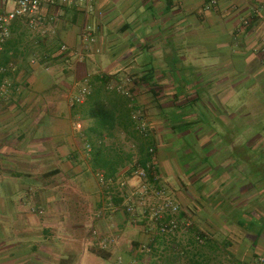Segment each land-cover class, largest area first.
Instances as JSON below:
<instances>
[{"label":"crops","instance_id":"crops-1","mask_svg":"<svg viewBox=\"0 0 264 264\" xmlns=\"http://www.w3.org/2000/svg\"><path fill=\"white\" fill-rule=\"evenodd\" d=\"M13 8V0H0V15ZM101 75L128 91L138 83L135 100L156 143L162 185L183 221L208 233L234 222L238 234H251L253 222L242 227L227 215L252 201L236 198L252 155L231 169L234 151L245 142L246 151L264 148V131L252 127L264 120V0H41L37 14L14 20L0 40V264H144L148 243L154 254L163 246L171 253L162 264L180 256L210 263L190 255V236L157 238L142 208L136 222L125 212L129 188L119 183L139 185L122 153L130 146L104 125L111 109L95 100L70 104L81 88L97 90ZM173 151L188 158L186 181L168 171L178 163ZM115 165L118 178L105 181ZM253 235L243 242L246 254L229 251L231 264L264 251ZM104 240L112 241L106 259L95 253ZM222 243L212 247H231Z\"/></svg>","mask_w":264,"mask_h":264},{"label":"rangeland","instance_id":"rangeland-1","mask_svg":"<svg viewBox=\"0 0 264 264\" xmlns=\"http://www.w3.org/2000/svg\"><path fill=\"white\" fill-rule=\"evenodd\" d=\"M129 87H130V90H129L130 91V95L133 96L134 92L136 90V87L135 86H129ZM251 93H252V90H251L250 94ZM144 118H145V120H144V122H145L146 121V117L144 116ZM249 121L250 120L248 118L243 119V122L247 126L250 125ZM147 126L148 125L146 123V127ZM247 126H245V127H247ZM252 127L256 131L261 133L262 131H264V120L263 119L258 120V123H256V124L254 123L252 125ZM254 138L255 137L251 138L250 140L253 141ZM261 138L264 139V136H258V140L261 139ZM255 141H253L250 144L251 147L253 146V143ZM258 145H259V143H258ZM246 146H248L247 142L244 143V147L243 148H241L240 150H235L234 151L233 158L231 160V169H233L235 167V169L237 170L238 164L242 163V161L240 160L242 154L251 153L252 156L250 158H247L248 163H250V161H251L250 166L246 165L244 163L242 168H241L242 171H240L241 174L243 175L244 179H246V185L247 186L245 188H241V190L238 191V194H240V195H238V197H236V198H238L237 200H239V202L243 203V206H245L246 201L249 200V197H251V199H252L251 205L249 207L243 209L242 210L243 213L241 212V214H236L235 213V209H231L230 212H229L230 215H227V216L229 217V220H231V221L233 219L234 220L235 219L242 220V222H243V224H241L242 227H246L248 224L253 222V224H252L253 232L251 234H249V233L245 234L247 231H244L243 234H238L237 233L238 231H235L234 229H232V228H236V226L238 225V224H236L234 222H233L234 225H230L227 229L225 228L226 230H224V231L216 230V228H217V226H216L213 231H210V233L206 232L208 235L210 234L209 235V243H208V245H204L202 247H200L197 244L196 245H192V246H190V249H188V251L191 252L190 255L193 254V253L194 254L201 253L203 258H206V259L209 260L210 263H208V264H231V261H230L229 255H228L229 251L231 252V251L235 250L236 254H238V253L241 254V252H240V250H241V251L245 252V254H246V252L248 251V248L245 245H243V242H245L244 240H246V238L249 237L250 238L249 242H251L252 236H254L253 233H255V231L258 234H259V232H261L262 235H264V148L261 149V145L259 146V149H258V147H255V148L253 147L252 148V152H251V150L250 151L249 150L248 151L245 150ZM172 155L177 157L176 161L178 163L177 164L172 163V166L170 168H169V165H170V163H169L168 171L169 172L170 171H174V169H175L176 173H178L179 177L182 180L186 181L189 178V176H188L189 173H187L186 171L184 172V169H185L184 161L186 163L188 161V158L186 156H184V151L182 153L181 152L177 153V151H173ZM210 159H209V162H211ZM205 161H206V159H205ZM208 167L210 168V166H208ZM247 172H250V175L252 176L251 180H249V175H244ZM218 181H220V180H218ZM191 183L192 182H190V184ZM241 186H242V184H241ZM165 190L167 192L166 188H165ZM191 190H192V188H191ZM245 195H247V196L245 197ZM248 203H250V202L248 201ZM251 211H252V213H251ZM245 212L246 213L248 212V213L246 214ZM141 219H142L143 222H147L149 224V226L152 228L153 232L156 231L155 225H153L151 222L147 221L144 218H141ZM187 223H189V222H187ZM145 226H146V224H145ZM147 227H148V225H147ZM189 228L190 227H186L183 230V232L180 234L179 237L181 238V241H182V239L184 237H187V236L191 237V234L188 232ZM261 229H262V231H261ZM237 235H239V236H237ZM239 240H241V243L238 246L237 241H239ZM260 240L264 241V236ZM214 242L215 243L217 242V244H220V245L223 244L222 242H227V243L229 242L231 244V247L227 246V250H226L222 246V248H219L217 250V249H214L212 247ZM148 244H149V247H150V243H148ZM234 244H236L235 247H234ZM260 245H261V247H263L264 242H261ZM154 248H156V246H154ZM165 251L166 250H165L164 246L160 247L158 249V253H160L161 255L158 254L157 252H156L157 255L154 254V251L145 250V253L147 255H145V257L142 258L143 263L144 264H162L160 262V260H163L162 258L165 257V255H166V257L167 256L171 257V253L169 252L167 254H164ZM180 255H181V253H179V256ZM247 258L249 259V261H246L248 264L249 263L250 264H264V251L259 250L257 253H251V255L247 256ZM184 261H185L184 256H180V259L175 261V263H173V261L170 260V262H168V264H185ZM137 264H139V263L137 262Z\"/></svg>","mask_w":264,"mask_h":264},{"label":"built area","instance_id":"built-area-1","mask_svg":"<svg viewBox=\"0 0 264 264\" xmlns=\"http://www.w3.org/2000/svg\"><path fill=\"white\" fill-rule=\"evenodd\" d=\"M14 8L5 15H0V40H5L10 35V26L14 20L21 17H30L38 13L41 0H13ZM67 4L77 5L86 4L88 0H64ZM31 25H34V20L29 21ZM32 63H35L33 61ZM111 89H116L118 92L124 94L127 97H131L130 91L126 90L123 85H113ZM91 94L88 86L81 88L75 97L70 99V104L75 106L77 104H83L87 97ZM78 130L82 129V124L78 122L76 124ZM147 129L143 124L142 130ZM155 150L151 149V153ZM152 175V179L148 176L145 169L140 168L136 170L131 179L139 181V185L131 186L129 180H122L119 183L121 189L129 188L130 197L127 200L125 206V212L133 217V221L136 222L138 207L142 208L141 216L147 221L155 225L156 230L170 240V237L180 236L186 227H190L189 223H185L180 220L181 208L175 202V200L168 195L164 186L162 185V177L156 168ZM135 218V219H134ZM112 241L104 240L102 242V248L106 247Z\"/></svg>","mask_w":264,"mask_h":264},{"label":"trees","instance_id":"trees-1","mask_svg":"<svg viewBox=\"0 0 264 264\" xmlns=\"http://www.w3.org/2000/svg\"><path fill=\"white\" fill-rule=\"evenodd\" d=\"M113 78L115 77L101 75L100 77V80L102 82L101 86L97 90L96 89L93 90V93L90 91L93 96L90 94L91 96L89 95L87 97L84 104L88 106L93 100H95L99 108L105 109V112L107 109H111V111L106 112L108 115L103 119V123L104 125L109 124V127L112 130L115 129V131H118L120 134L119 136L125 141L126 144L130 146L128 150L122 152L125 155L124 160L128 162L126 166H129L127 170V173L129 175L128 177L132 178L136 170L143 168L148 173V176L152 179V175L155 172L153 169L156 168V171L159 172L155 161L156 143L154 141L153 134L148 128L145 131L142 130V126L145 118L144 115H142L143 111L139 108V105L135 100L136 99L135 92L133 96L131 95V97H127L122 93L118 92L116 89L114 90L111 89L110 85L111 82L113 81ZM135 85L137 86L138 83H135ZM77 105L83 106V104L82 105L77 104ZM82 111L84 112L85 109H83ZM90 147H93L92 144L88 145V149ZM151 149H154L155 152L151 153ZM118 153H119L118 151L117 152L114 151V154L116 155L115 157H118ZM120 168H122V166L118 167L116 165L111 168H107L106 171H108L109 174H105L103 179L105 181H108L109 179H113L116 181V179L118 178L117 174L119 173ZM181 214L179 219L183 220ZM189 233L191 234V239L194 242V244H197L200 247L204 245H208L209 235L206 232L197 229V227H193V228H189ZM154 236L157 238L158 237L163 238V240L168 241L167 238L163 236L158 229L156 230ZM154 236H152L153 239ZM258 236L259 239H261L264 235H262V233L259 232ZM177 237L179 236L170 237V239ZM140 247L141 246L139 245L136 246L135 251L139 250ZM224 248L227 250V246H225ZM156 249L157 248H154V244H151L150 247L148 246L143 247L142 252H145V250L155 251ZM105 252H106L105 249L99 248L95 253L99 257H103L106 259L108 255L106 256L105 254H103ZM191 261L194 262L193 260ZM197 264H198V260H197Z\"/></svg>","mask_w":264,"mask_h":264}]
</instances>
